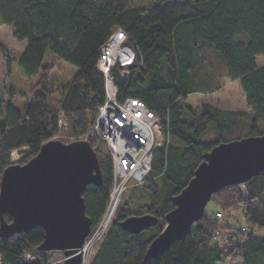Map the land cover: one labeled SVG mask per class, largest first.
<instances>
[{"label": "trees", "instance_id": "obj_1", "mask_svg": "<svg viewBox=\"0 0 264 264\" xmlns=\"http://www.w3.org/2000/svg\"><path fill=\"white\" fill-rule=\"evenodd\" d=\"M0 25L25 43L18 59L0 47V181L6 168L25 165L44 143L61 134L80 141L73 138L92 129L105 99V79L96 69L100 49L120 30L135 48L136 62L130 77L117 82L119 100L140 99L169 128L170 141L155 149L143 187L150 204L140 214L128 203L120 205L91 264H226L230 259L264 264V172L213 194L219 212L205 209L185 240L145 261L151 242L167 224L166 215L175 209L173 198L193 178L204 154L224 142L264 135V64L259 63L264 60V0H0ZM215 59L227 79L239 83L249 113L224 112L209 104L197 113L185 103L206 85H213V92L219 89L213 79ZM15 67L28 77L41 72L23 110L12 104L8 88L6 98L2 86ZM62 116L69 127L59 126ZM89 143L102 173V184H89L83 194L95 227L108 203L112 161L93 137ZM234 209L242 211L244 224L226 221ZM134 215L159 221L129 234L121 223ZM5 219L12 221L9 215ZM224 230L232 235L227 244H218L215 234ZM44 235L38 227L0 238L4 264H48L53 253L39 250ZM28 253L34 261L26 262Z\"/></svg>", "mask_w": 264, "mask_h": 264}, {"label": "water", "instance_id": "obj_2", "mask_svg": "<svg viewBox=\"0 0 264 264\" xmlns=\"http://www.w3.org/2000/svg\"><path fill=\"white\" fill-rule=\"evenodd\" d=\"M264 172V135L221 143L203 156L188 185L173 198L165 228L150 244L145 261L183 241L201 220L213 194L243 185ZM100 186L102 173L89 142L53 139L25 165L6 168L0 181V238L8 240L35 228L44 229L43 252H63V264H82V248L92 230L83 194ZM9 215L12 221H6ZM152 215L132 216L121 223L129 234L157 225Z\"/></svg>", "mask_w": 264, "mask_h": 264}, {"label": "built area", "instance_id": "obj_3", "mask_svg": "<svg viewBox=\"0 0 264 264\" xmlns=\"http://www.w3.org/2000/svg\"><path fill=\"white\" fill-rule=\"evenodd\" d=\"M126 33L117 31L110 40L100 49V56L96 69L105 79V99L97 107L95 123L87 134L73 140L89 142L91 137L104 147L112 161L113 183L109 192L108 203L101 221L93 227L86 243L82 248V255L89 251V246H97L104 239L110 223L114 219L125 194L134 188L143 186L152 169V158L156 148L168 144L170 131L168 126L161 124L157 114L152 112L143 101L135 98L119 100L117 88L118 80H126L132 74L131 66L136 62L135 48L126 43ZM61 128L69 127L62 116L59 120ZM57 136L55 139H58ZM15 153L12 161L15 162ZM111 212V218L106 217ZM222 219L221 214H217ZM249 228H242L247 232ZM230 233L225 238L227 244ZM226 235L218 231L215 239H223ZM222 244V243H219ZM57 252V251H56ZM64 263L66 257L63 252L52 254L48 264ZM28 253L24 255L26 262L34 261L35 256ZM0 264H4L0 254Z\"/></svg>", "mask_w": 264, "mask_h": 264}, {"label": "rangeland", "instance_id": "obj_4", "mask_svg": "<svg viewBox=\"0 0 264 264\" xmlns=\"http://www.w3.org/2000/svg\"><path fill=\"white\" fill-rule=\"evenodd\" d=\"M94 1L100 2L101 0H94ZM177 1H181V0H177ZM0 47L5 48L11 58L18 59V57L20 56L21 52L25 47V43H20L14 38L13 30L11 28L4 25H0ZM47 63H49V61L46 60L44 64ZM259 63L264 64V60L260 58ZM212 64L215 70L213 71V73L215 74L213 79H216L215 88L219 86V89L213 92V85L212 86L206 85L205 90L203 92L191 95L190 97H188L185 103L189 107H191L194 112L197 113L201 111L202 106L204 104L212 105L224 112L249 113V109L247 108L246 105L245 96L239 86V83L231 82L227 79V77L225 76L224 67L219 60L216 61L215 59V61ZM40 75L41 72L35 76L28 77L21 71L19 67H15L12 70L11 77H8L7 75L4 82L2 83V86H4V91L6 93V98L8 97L7 96L8 95L7 88H8L9 91H12L13 93L12 104L19 110L20 109L23 110V108L31 101L33 89L37 86V83L40 79ZM57 140H60L66 144L70 143L69 136H67L66 134L64 135L61 134V136ZM102 149L105 150L104 147ZM15 157H16L14 158L15 161H17L18 156L15 155ZM144 186L145 185L135 190L130 189L123 197L122 204L128 203L133 213L140 214L139 212L141 208L146 206L147 204H150V196L148 195L146 189L143 188ZM219 208H217V206L213 202H210L206 207V211L210 213L219 212L220 211ZM221 213H223V211ZM225 219L226 221L228 219H231L233 220V223H236V220L238 219V223L240 224L245 223L241 210L234 209L232 211L231 210L228 211V213H226ZM112 222L110 223V225H108L109 228L111 227ZM223 233L226 235L223 239V242L221 241V239H215L218 242V244L222 243L223 245L225 243V238H227L228 235L230 234L228 231L225 230ZM97 247L98 245L95 247L89 246L88 248L89 251H87L86 254H84L82 257L83 260L82 264H91L92 258L97 250ZM52 253H57V252L55 251ZM60 254L62 253L57 254L58 257L55 260V263L57 264H63V263H58V258ZM226 264H239V263L234 262L233 260L230 259Z\"/></svg>", "mask_w": 264, "mask_h": 264}, {"label": "bare ground", "instance_id": "obj_5", "mask_svg": "<svg viewBox=\"0 0 264 264\" xmlns=\"http://www.w3.org/2000/svg\"><path fill=\"white\" fill-rule=\"evenodd\" d=\"M111 212L109 213V215L106 217V222L111 218Z\"/></svg>", "mask_w": 264, "mask_h": 264}, {"label": "clouds", "instance_id": "obj_6", "mask_svg": "<svg viewBox=\"0 0 264 264\" xmlns=\"http://www.w3.org/2000/svg\"><path fill=\"white\" fill-rule=\"evenodd\" d=\"M93 228V227H92Z\"/></svg>", "mask_w": 264, "mask_h": 264}]
</instances>
